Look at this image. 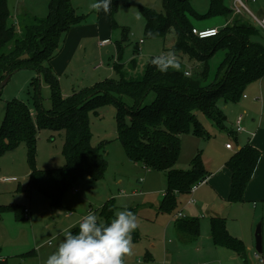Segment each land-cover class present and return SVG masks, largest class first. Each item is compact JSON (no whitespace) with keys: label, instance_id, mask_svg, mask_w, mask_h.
<instances>
[{"label":"trees","instance_id":"16d2710c","mask_svg":"<svg viewBox=\"0 0 264 264\" xmlns=\"http://www.w3.org/2000/svg\"><path fill=\"white\" fill-rule=\"evenodd\" d=\"M161 3L163 11L140 6L145 19L144 36L164 38L173 30L177 38L172 51L176 56L187 55L204 62L202 79L188 75L189 71L181 68L161 72L151 63L153 57L139 79L130 77V71L123 63L130 28L121 26L123 34L115 42L117 59L114 62L119 78L99 80L63 96L51 61L61 52L69 31L82 24L85 15L78 13L72 0H49L47 14L33 17L19 36L16 25L9 23L11 11L8 0H0V97L4 86L19 70L32 69L38 74L31 82L32 105L20 99L7 102L0 126V157L25 144L31 168L29 190L38 189L52 206L60 205L65 193L79 180L85 177L99 180L104 176L109 156L105 149L110 141L92 144L89 112L114 104L118 140L132 161L166 173L168 189L160 211L175 210L179 196L189 194L194 185L210 174L201 152L192 158L188 170L176 168L182 150L181 136L186 133L204 138L211 136L204 129L199 113L205 114L219 128L227 129V116L219 101L238 102L248 84L264 77V44L254 40L259 30L248 22L244 14L235 13L224 0H211L204 14L193 8L191 0H161ZM115 8V0H112V13ZM217 16L228 20L217 35L200 38L193 33L192 29L196 28L193 19ZM116 26L117 22L112 19V27ZM10 42H13V47L7 51L6 46ZM221 49L225 50V57L219 66L217 79L204 84L203 81L208 79V62ZM139 53L136 47L134 57L129 61L133 70L137 67ZM42 76L52 88L50 109L44 108L41 100L39 81ZM152 93L154 99L148 103ZM125 96L133 100L131 105ZM44 128L65 130V164L60 168L40 169L36 166L39 132ZM260 156L258 148L246 144L227 161L226 165L232 172L230 203L244 201V193ZM113 202L112 198L100 208L104 221L115 213ZM14 209L17 210L14 205L0 206V212ZM175 226L186 241L200 236L198 217L178 218ZM210 226L213 243L235 251L247 263V247L241 238L229 232L226 219L212 217ZM68 231L77 232L78 225ZM0 264H7V259L0 260Z\"/></svg>","mask_w":264,"mask_h":264},{"label":"rangeland","instance_id":"374dc122","mask_svg":"<svg viewBox=\"0 0 264 264\" xmlns=\"http://www.w3.org/2000/svg\"><path fill=\"white\" fill-rule=\"evenodd\" d=\"M78 1L82 2V6L77 4V0H72L76 3L74 6L78 13L85 15L84 21L78 27L88 28L91 31V26H97L98 33L94 32L92 35L83 36L79 41L78 28H75L69 35L63 52L53 59L55 64L52 68L59 79L63 96H69L73 90L84 88L99 80L119 78L120 74L115 69L114 62L117 59L115 42L123 34L121 26L130 28L123 63H125V69L130 71V77L132 76L134 79H139L144 74L145 65L151 57L172 51L177 38L173 30L164 38H146L144 36L145 19L140 12V6L163 11L161 0H115L116 8L113 13L112 3L109 10L105 12L103 8L98 11L93 10L90 7L92 0ZM87 1L90 2L87 3ZM210 1L191 0V4L198 13L204 14L210 7ZM224 1L228 7H232L234 4L233 0ZM256 1L244 0L252 13L242 9V14L247 17L250 24L259 30V35L254 37V40L264 44V27L253 17L259 14V9H264V0ZM8 3L11 11L9 23L16 25L20 36L24 26L31 21L30 19L26 20L27 18H24L23 15L45 16L48 12L49 0H8ZM97 16L99 21L94 22ZM112 19L115 22L118 21L121 26L112 27ZM223 19L220 16L203 20L193 19V24L198 29L212 25L222 27ZM95 29L97 30V28ZM106 39L109 40V43L101 47V42ZM140 39L144 41L143 44L140 43ZM78 41L79 44L76 46ZM12 47L13 42H10L6 46V50L9 51ZM136 47L139 48L140 53L137 55V67L133 70L129 67V61L134 57ZM224 57L225 50L221 49L210 58L208 79L203 81L204 84L217 79L219 66ZM67 58H69L68 63ZM177 59L181 69L202 79L204 62L182 54L177 55ZM37 76V72L32 69H22L12 75L4 86L0 97V126L6 113L8 101L20 99L32 105L31 82ZM39 83L42 104L44 108L50 109L52 107V88L43 76ZM250 86L251 83L246 86L243 95L249 94ZM154 96L152 93L147 102H151ZM125 100L130 105L133 102L128 96H125ZM230 103L219 101L225 114L227 113L226 105ZM116 112L114 104H107L89 112L92 144L98 145L102 141H110L105 149L110 152L108 167L104 176L99 180L85 177L76 182L65 193L60 205L52 206L49 199L36 188L29 190L28 181L31 168L28 148L25 144L0 157V206L14 205L17 207V210L0 212V259H7V264H44L48 255L55 250L62 239L64 228L71 224V226H77L88 211H94L99 220L104 221L100 215V208L113 198L115 212L126 208L137 216L138 227L132 233V253L124 257V264H259V260L253 253L249 255L248 263H245L235 251L228 248L217 247L214 244L207 246L202 241L187 247L182 245L180 234L174 230V227L167 225L169 219L173 220L174 214L179 215V212H182L181 201L185 198H182L183 195H181L175 210L160 211V204L163 200L162 193L168 189L166 173L144 168L128 157L122 143L117 138ZM233 117L234 115H230V121L225 122L227 129L224 130L205 114L199 113V119L204 129L211 136L201 138L192 133L183 134L181 137L183 140L182 150L176 168L183 170L191 168V160L199 152L202 153L204 159L207 145L213 143V140L217 146L213 148L212 152L214 150L226 152L224 148L226 142L236 146L237 142L232 131L236 132L237 130L235 121L237 117L234 119ZM225 135H230L233 138L227 139ZM210 138L211 140L208 142ZM64 143V129H41L37 143L36 166L40 169L62 167L65 164ZM195 149L196 151L193 153ZM24 208L29 211L28 213L23 212L22 215ZM261 223L264 240V217L259 219L254 230L256 231ZM134 238L136 239L134 240ZM254 243L256 244V237H254ZM32 251L34 252L30 253ZM147 253L149 254L147 255Z\"/></svg>","mask_w":264,"mask_h":264},{"label":"crops","instance_id":"0c3cea01","mask_svg":"<svg viewBox=\"0 0 264 264\" xmlns=\"http://www.w3.org/2000/svg\"><path fill=\"white\" fill-rule=\"evenodd\" d=\"M88 2L90 1H87V3ZM72 3L73 5H76L75 2ZM81 3H82L81 1L77 0L78 5L82 6ZM231 8L234 9V4ZM258 12L259 14L257 15L263 19H260L256 15L257 18L260 20H264V9H259ZM240 14H242V12ZM34 16L27 14L23 15L24 18H27L26 20L28 19L31 20ZM223 20L224 23L222 24V27L225 26L228 22V20L225 18ZM95 21H99L98 16L96 17V20H94V22ZM116 22L118 23L119 26H121V24L118 21ZM78 26L73 27L69 31L61 52H63V50L65 49L66 41L68 40L69 35L75 28H78L77 32L79 35L78 37L79 41L83 36L92 35L94 32L98 31L97 26H91L92 27L91 31L88 30V28L82 29V27H78ZM144 26H145V20H144ZM95 28H97V30ZM206 28L220 29L221 27L218 25H212V26H205L199 29H206ZM79 41L77 42L76 46L79 44ZM103 42L104 40L101 42L102 44H100L102 45L101 47L106 46L109 43V40H107L106 43ZM140 43L143 44L144 41L140 39ZM73 46H75L74 43ZM68 62H69V58H67V63ZM51 63L53 66L55 64V60H52ZM250 88L251 89H249L250 92L248 95L244 94L238 102L235 103L231 102L230 104L226 105L227 121H230V115H234L233 119L237 117V120H235L237 127L238 119L240 117L242 118L241 120L242 130L241 131L236 130V132H234V130L232 131V133L234 134L233 136L235 137V140L237 142L236 146H233V144L231 143L232 148H227L226 144L230 142H226V144L224 145L226 152L223 153L218 150H214L212 152L213 148L217 146V143L215 142V140H213V143L211 144L209 143V145H207V151L203 161L206 169L210 172V174L205 180H203L197 185L196 189L192 193L190 192L189 195H183L182 197L185 198L183 201H181L182 212H179L182 214V217H198L201 220L200 236L193 241H186L185 239L181 238L182 240L181 242L184 247L191 246L195 243L197 244L199 241L204 242L207 246H210V244H214L211 238L210 220L212 217H223L226 219V224L229 232L232 235L239 237L244 241L247 247L248 260H249V255H251V253H253L255 256L256 244L254 243V237H255L254 227L256 223L259 221V219H262L264 217V77L257 81L252 82ZM225 137L227 139L233 138L230 135L229 136L225 135ZM210 140L211 138L208 140V142ZM246 144H252L256 148H258L261 152V156L254 171V175L250 180L246 188V191L244 193V201L239 203H230L228 201V197L231 190L232 172L227 167L226 163L230 159V157L237 152V150L241 149V147H243ZM209 148H211L210 153L208 152ZM195 151L196 149L193 150V153ZM109 156H110V152H109ZM76 190L77 189H75V191ZM76 192H78V190ZM162 194L164 197L165 192H163ZM180 197L181 195L179 196V199ZM173 217H174L173 220L169 219L167 226L171 225L172 227H174V230L177 231L175 222L178 218L181 217H179L178 214H174ZM71 225L68 226L67 228H64L65 229L64 231L66 232L74 227ZM262 239H263V234H262ZM263 241H262L263 251L261 255L264 258ZM148 254L149 253H147V255ZM241 259L244 262L242 257Z\"/></svg>","mask_w":264,"mask_h":264},{"label":"clouds","instance_id":"9594fccd","mask_svg":"<svg viewBox=\"0 0 264 264\" xmlns=\"http://www.w3.org/2000/svg\"><path fill=\"white\" fill-rule=\"evenodd\" d=\"M111 3L112 0H92L90 7L107 12ZM151 63L161 72L180 69L174 51L153 57ZM137 227V216L126 208L116 211L107 221L88 211L80 220L77 232L63 233L44 264H124L123 258L132 253V233Z\"/></svg>","mask_w":264,"mask_h":264},{"label":"built area","instance_id":"2783aa9c","mask_svg":"<svg viewBox=\"0 0 264 264\" xmlns=\"http://www.w3.org/2000/svg\"><path fill=\"white\" fill-rule=\"evenodd\" d=\"M234 1V11L236 13H241L242 9L247 11L248 13H252L251 10L248 8V6L245 4L244 0H233ZM255 1V0H253ZM255 18V20L264 27V20H260L258 19L255 15L253 16ZM193 33L195 35H197L200 38H207V37H211V36H215L219 33V28H206V29H198V28H193L192 29ZM107 40H104L103 43H106ZM188 75L190 74L189 72L187 73ZM241 120L242 118L240 117L237 121V131H241L242 127H241ZM227 148H232V144L231 143H227L226 144ZM198 184L194 185L191 189V193L196 189ZM77 191V190H76ZM28 209L25 208L24 212L28 213ZM179 217H182V214L179 213L178 215ZM255 257L259 260L260 263H264V259L263 257L260 255L259 252L256 251L255 253ZM3 260V259H0Z\"/></svg>","mask_w":264,"mask_h":264},{"label":"water","instance_id":"95a60500","mask_svg":"<svg viewBox=\"0 0 264 264\" xmlns=\"http://www.w3.org/2000/svg\"><path fill=\"white\" fill-rule=\"evenodd\" d=\"M255 237H256V250L259 253H262V251H263V244H262L263 239H262V226H261V224L258 225V227L255 231Z\"/></svg>","mask_w":264,"mask_h":264}]
</instances>
